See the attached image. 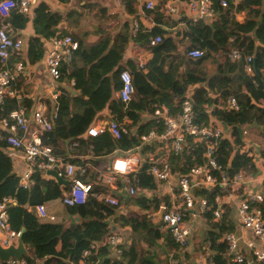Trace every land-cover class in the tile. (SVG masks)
Masks as SVG:
<instances>
[{
  "label": "trees",
  "instance_id": "16d2710c",
  "mask_svg": "<svg viewBox=\"0 0 264 264\" xmlns=\"http://www.w3.org/2000/svg\"><path fill=\"white\" fill-rule=\"evenodd\" d=\"M71 0H57L60 4H68ZM80 4L83 0H76ZM90 3L84 1L82 8H87ZM125 13L133 14L136 2L122 0ZM159 7L154 11L146 12L153 27L150 31H144L139 36L138 43L145 49V41L148 36L168 34L162 29H172L180 23H184V31L180 40H174V36L163 37L162 42L152 48V57L147 65V72L138 69L134 60L123 62L124 52L130 39L127 22L125 30L112 39H100L98 45L87 47L77 36H71L68 29L58 26L71 19L73 15L80 16L76 10L67 14L51 12L45 3H40L33 8L30 15L13 10L8 18H0V28L7 26L12 30V37L18 38V33L26 28L28 23L32 24L33 36L27 40V59L34 64L43 57V41L57 35H69L78 43L69 65L67 80H73L75 95L60 96L58 103V119L49 131L41 135L43 145L49 146L55 155L65 152V143L77 141L80 143V153H86V146L91 144L96 155L105 157L115 150L126 152L136 145L139 140L137 136L148 132L153 128V122H146L143 114L151 115L154 105H166L172 113L176 114L178 109L176 102L180 101L189 87L198 86L194 94L196 106V120L207 124L211 117L232 128L231 135L235 137L234 144H240V129L247 127L245 137L257 142L260 148L258 155L264 158V109L260 102L264 100V0H239L237 10L245 14L244 21L237 24L236 19L229 10H222L215 3L216 19L210 26L203 21H186L184 18L171 20L159 12ZM113 19L114 16H106ZM14 34V35H13ZM11 35V34H10ZM178 35V33H177ZM233 37L235 47L241 48L246 55H253L252 72L250 79L242 72V62L228 60L230 51V38ZM187 41L186 50H205L204 56L198 59L188 58L185 54L177 58L172 55L178 54L180 41ZM10 60H14L11 58ZM212 60L217 65L216 73L207 75L203 70L205 63ZM123 70L129 72L134 89V99L128 104L127 110L123 112L122 104L113 98V93L119 89V73ZM256 83L253 86L252 81ZM23 83V76L18 75L11 83L10 88L19 92ZM232 87V89H231ZM229 95H234L240 105V112L232 115L226 112L214 111L212 116H207L204 105L218 104L225 101ZM26 106L28 104L24 101ZM15 108V102L8 100L4 110L0 113L7 114ZM110 114L114 119H121L124 115L133 120L132 128L135 129L130 138L123 136L115 140L107 132L90 139L85 136L86 130L97 118V116ZM187 145L191 140L186 139ZM7 145L0 140V198L10 197L15 199L16 206L8 209V223L12 231L24 232L21 236L22 244L26 250L24 258L28 264H73L80 259L81 253L92 242L99 241L111 231V226L101 214V209L113 214L109 207H102L95 198L88 197L81 205L72 207L63 206L61 203L66 186L57 184L53 180H45L36 173L33 175L35 184L32 188L24 190L19 187L18 177L13 172L12 161L5 153ZM153 152L155 148H145ZM204 150L202 144H198L193 151V157L179 155L174 157L170 152H160L169 160L173 171L179 170L185 173V165L201 162V154ZM232 145L229 140H223L216 149L219 166L227 170L230 177L234 173L243 171L247 175L256 174V166L252 158L235 153L232 155ZM95 165L98 162L92 161ZM180 164L182 165L180 167ZM147 165L140 168L135 176L137 187L155 189V184L150 176L146 174ZM130 179L133 180L132 176ZM94 191L105 192V188H99L95 180H91ZM219 189H199L195 191L196 197H203L208 202L205 214L207 232L204 242H210L208 264H234L230 262L227 245L216 243V240L227 232L235 229V213L226 206L225 213L220 221H214L211 212L215 209L214 196ZM262 192L264 194V179L262 181ZM118 201L122 202L119 197ZM133 199L135 206L141 211L131 212L128 215L113 216L112 223L120 228L128 227L131 231L130 248L123 249L119 259L113 262L109 259L110 252L101 249L99 255H105L101 264H155L153 259L145 255L149 250L158 248V241L162 240L164 251L173 250L178 252L179 246L170 238L169 234L162 233L158 227L153 226L149 215H155L159 205L167 202V198L159 199L156 196L146 199L136 195ZM44 204L46 207H54L61 204L64 208V221L71 219L66 225L63 220L49 222L40 220L33 212V207ZM47 207V208H48ZM102 207V208H101ZM115 213V212H114ZM55 215V214H54ZM59 216L58 214H56ZM55 215V216H56ZM56 216V217H57ZM147 248V249H146ZM149 249V250H148ZM173 254L174 261L171 264H181L177 255ZM170 264V263H169ZM247 264V263H244Z\"/></svg>",
  "mask_w": 264,
  "mask_h": 264
},
{
  "label": "built area",
  "instance_id": "2783aa9c",
  "mask_svg": "<svg viewBox=\"0 0 264 264\" xmlns=\"http://www.w3.org/2000/svg\"><path fill=\"white\" fill-rule=\"evenodd\" d=\"M57 2V0H51ZM142 12L154 11V0H135ZM39 0H0V18H8L11 11L30 15ZM239 0H167L159 6V12L164 16L186 21H203L211 25L216 19L215 3L222 10H229L237 24L244 21L245 14L237 10ZM9 27L0 28V113L3 112L8 100L15 102V108L0 117V140L7 148L18 152L19 159L23 163L24 170L18 177L19 187L27 190L35 184L33 175L38 173L45 180L55 178L48 172H55L56 176L67 182L66 192L61 203L63 206L72 207L83 204L88 197L95 198L102 207H109L113 214L101 209L106 222L110 224L113 216L121 214L119 196L133 197L141 195L146 199L158 195L159 188H166L164 193L167 202L159 205L156 217L160 232L167 229L173 241L180 247L188 243L189 230L185 226L187 219H197L204 215L208 209V202L203 197H196L195 191L199 189L213 190L218 188L219 194L214 196L215 209L211 212L214 221H220L225 213L226 206L233 208L237 217V227L240 232H249L251 238L246 239L242 233H223L216 243H225L229 253L230 262L234 264H264V194L253 187L256 179L254 175H247L243 171L227 175V170L218 164L215 155L220 143L227 139L232 145V155L238 153L256 160L257 152L252 142L245 137L248 126L240 129V144H234L235 137L231 135L232 128L220 123L211 117L214 111L236 114L240 112V105L234 95H229L225 101L210 106L204 105V111L211 119L207 124L196 120L195 103L188 92L175 107L177 113H172L166 105H154L153 113L149 116L143 114L146 122H153V128L139 136L138 145L132 149L121 152L115 150L103 164H94L102 158L95 154L93 146L88 144L86 153L81 154L80 143L69 141L65 143V152L55 155L53 150L41 141L44 131H49L58 119V103L60 96L69 95L66 86L73 89L74 81L67 80L69 65L78 43L69 35H57L50 38L51 50L45 55L44 62L53 88L48 93V99H39L33 108L28 111L23 97L10 88L11 83L18 75H22L25 69L24 42L20 38L10 35ZM142 29L138 21H133L130 29V37L133 42L132 52L136 59V65L143 73L147 72V65L152 56L151 50L162 42L163 36H148L145 41L146 49L142 51L139 46V36ZM230 62H242V72L248 78L253 77V55H246L241 48L235 47L234 38H230ZM178 47V53L185 54L188 58L198 59L204 56L205 50L191 49L182 51ZM14 58L13 61L10 59ZM264 77V69L262 71ZM120 87L113 93V98L122 104L123 112L134 99V89L131 76L128 71L119 73ZM67 84V85H65ZM254 87L256 83L252 81ZM264 109V100L260 102ZM133 120L124 115L121 119H114L110 114L97 116L86 130L85 136L94 139L105 132L115 140L123 136L130 138L135 131ZM227 133L229 138L226 137ZM190 138L191 145H187L186 139ZM198 144H202L204 150L201 154V162L185 165L186 172L173 171L169 160L160 152H170L174 157L186 155L193 157L192 153ZM253 146V147H252ZM155 148L153 152L145 148ZM255 164V163H254ZM147 165L146 174L155 184V189L139 188L136 185L135 176L140 168ZM182 165L180 164V167ZM256 166V165H255ZM132 176L133 180L130 179ZM91 180L99 184V188H105V192L94 191ZM163 184V187H160ZM163 198L164 196H159ZM157 198V197H156ZM16 206V201L10 197L0 198V247L7 249L15 247L19 233L12 231L8 223V209ZM101 207V208H102ZM33 212L40 220L55 222L57 217L48 211L44 204L33 207ZM115 212V213H114ZM242 243V244H240ZM205 248H210L207 241ZM101 249H107L112 253L111 262L119 259L124 249V241L119 233L110 231L99 241L92 242L81 253L80 259L73 264H98L101 261L99 255ZM247 250V253L245 252ZM248 254L251 258H246ZM103 262V260L101 261ZM100 262V263H101ZM0 264H28L23 257L10 258L1 261Z\"/></svg>",
  "mask_w": 264,
  "mask_h": 264
},
{
  "label": "crops",
  "instance_id": "0c3cea01",
  "mask_svg": "<svg viewBox=\"0 0 264 264\" xmlns=\"http://www.w3.org/2000/svg\"><path fill=\"white\" fill-rule=\"evenodd\" d=\"M72 1L73 0H71L70 3H68V4H60L58 2H52L51 0H39L38 4L45 3L49 7L51 12H57L59 14L64 15L70 11V10H68V8L70 7ZM84 1L86 3H88L87 0H83V2H81L79 4L80 7H78V8L86 10V9L82 8V6L84 5ZM132 1H135V0H132ZM165 1H167V0H154V3L157 5L156 8H158ZM89 3H90V5H92V7L96 5V6L107 8V13L104 12V10L102 11V13H105L104 15H106V16H113V15H115V13H121L123 16H125V18L127 20L129 37H130V29H131V25H132L133 21L139 22L140 27L142 29V32L150 31L153 27V24L150 21V18L146 15V12L145 13L142 12V10L140 9V6H139V4H137V2L135 5V10H134L133 14H128V13L124 12L122 0H90ZM121 7H122V9H121ZM80 9L73 8V10L78 11L80 16L82 15V17H83L84 13L80 12L79 11ZM70 20L71 19L68 18L66 21L64 20L63 22H61V24L58 26V32L61 29H67L66 25L68 26V24L70 23ZM184 26H185L184 23H180L177 27L172 28V29H167L166 27H162V29L168 33V34H164L163 37H170V36L173 37L175 32L177 30H179L180 28H184ZM207 26H210V25H207ZM8 30H9V33L12 35V30L9 28H8ZM33 33L34 32H33L31 23H28L26 28L18 33V36H19L18 38L23 40L24 49H25V54L23 55L24 64H25V69H24V72L22 73L23 83L19 87L18 93L23 97L24 101H26V103L28 104V106H27L28 111L34 107L37 100L43 99V98L48 99V97H49L48 93L53 89V88H51L52 87L51 80L48 76L46 66H45V62H44L45 55L51 50V44L49 43L50 38L48 40L43 41V57L40 61L32 64L27 59V56H26L27 40L31 36H33ZM173 39L177 40V38L175 36ZM96 40L97 39H95L94 41H96ZM132 45H133V42H132L131 37H130V39L128 41V45H127L126 50L124 52V56H123V62L124 63L127 60H134V62H136V59H135L136 55H134L132 52ZM139 46L141 47V49H143L142 51L145 50V48L142 45L139 44ZM179 55H181V54H179ZM11 61H13V60H11ZM49 80H50V83L48 84ZM65 85H67V84H65ZM198 88H199L198 86L189 87L187 90L188 95H190L193 98V96L196 93V91L198 90ZM66 90L68 91L69 95H75L76 94V92L72 88H70V86H66ZM226 137L229 138L228 133H227ZM249 141L252 142V145L255 146V150L257 152V154H255L256 160L254 161V163L256 165V174L254 175L256 182L254 183L253 187H255L257 190L262 191V181L264 179V164H263L264 161H262V164H261L260 159H259L260 155H258V153L260 151L258 143L254 142L252 140H249ZM5 153L10 157V159L12 161L13 172L16 175H18V174L20 175L24 170V166H23V163L21 162V160L19 159L18 152H16L15 150H13L11 148L10 149L6 148ZM159 189L161 190V192L163 191L164 193L167 191L166 188H159ZM122 195H123L122 197L119 196V198L121 200H124L125 198L126 199L131 198V197L124 196V194H122ZM165 197H167V196H165ZM165 197H163V198H165ZM120 204L122 205L121 201H120ZM230 209H231V211H234L233 208H230ZM234 213H235V211H234ZM155 216L156 215H149V219H151L152 223L157 222V219ZM195 220L196 219H194V220L188 219V221H186L185 226L189 230L188 243L186 244V246L184 247L185 249L182 252H179L178 254L175 253L174 255H177L179 257V259H182V257L187 258L186 260L187 261L189 260V263L208 264L206 259L210 254V252H209L210 250L208 248H205L206 242L202 243L199 247L196 246L198 248V250L199 249L202 250V251H197V252H199L201 254V256L204 257V259H201L200 261H198L195 257V255L196 254L198 255V253L196 251L194 252V247H193V244L191 243L193 235L195 234V231H196L195 225H193V223H195ZM70 221H71V219L68 218V220L65 221L66 225H69ZM236 223H237V217L235 214V229H234V231H232V233L233 232H235L236 234L242 233L246 239H250L251 236H250L249 232H243V231L240 232V228L237 227ZM110 226H111L110 229L112 232L119 233L122 236L123 241H124V249H129L131 246L130 245V241H131L130 229L128 227L120 228L117 225H115L114 223H112V221L110 222ZM206 232H207V229H206ZM162 234H163L162 235V237H163L165 235V233L162 232ZM157 244L159 247L156 248V250L160 251L163 255L169 254V253H167V251L166 252L164 251V248H162L163 245L161 243V240L158 241ZM240 244H242V243H240ZM156 250H154V251L149 250V253H147L145 255V257L150 258L152 253H156V258L153 259V261L155 262V260H157V257H158V252ZM245 252L247 253V250H245ZM170 255H172V254H170ZM100 256H101L100 259L102 261L105 258V255H100ZM111 256L113 258V255L110 252L109 259H111ZM246 258L249 260V258H251V257L248 254H246ZM100 262L98 264L102 263V262L101 263ZM172 262L173 261H170V262L168 261L167 264H169V263L171 264ZM180 263H181V261H180Z\"/></svg>",
  "mask_w": 264,
  "mask_h": 264
},
{
  "label": "rangeland",
  "instance_id": "374dc122",
  "mask_svg": "<svg viewBox=\"0 0 264 264\" xmlns=\"http://www.w3.org/2000/svg\"><path fill=\"white\" fill-rule=\"evenodd\" d=\"M77 2L78 1L73 0L70 7L68 8V10L72 11L73 8L80 9V8H78L80 6ZM87 2L89 3L90 0H87ZM85 9L86 10H83V9L79 10L80 12L84 13L83 17H82V15L78 16V17L76 15H73L68 26L66 25L68 31L70 32L69 34L71 36H77L78 38H80L83 41L85 46L90 47L91 45H93V46L98 45V43H99L98 40L103 39V38L112 39L117 34L124 32L125 24H126L127 20H126L125 16H123L121 13H115V15H113L114 18L109 19V18H106V15H104L105 13H102L103 10H104V12L107 13V8H105V7H100V6H96V5L92 7V5L89 4V6ZM121 9H122V7H121ZM183 31H184V28H180L179 30L176 31V36H177L176 38L178 40L181 39V35H182ZM177 33H178V35H177ZM95 39H97V40L94 41ZM179 46H180V48H182V51L185 53L186 47H187V41L186 40L180 41ZM203 70L206 72L207 75H213L214 73H216L217 65L212 60H208L207 63H205ZM49 83H50V80L48 81V84ZM231 89H232V87H231ZM259 159H260V162L262 164V161H264V158L261 156ZM107 160H108V158L102 157L97 164H103ZM160 187H163V184H160ZM159 196L165 197L163 191L159 192ZM159 196L156 195L157 198L161 199ZM121 206L122 207H121L120 211L123 213H121L120 215H124V214L128 215L131 212H139V213L141 212L135 206L133 199L131 200V199L125 198L122 201ZM47 209H48V211L53 212L55 215L56 214L59 215V216L56 215L58 221L64 219V217H63L64 208L61 204H57L54 207L53 206L48 207ZM186 221H188V219ZM152 224H153V226L158 227L157 222L156 223L153 222ZM193 225H195V228H196L195 234L193 235L192 242H191L193 244V247H194V252L195 251L196 252L202 251L200 249L198 250L197 247H199L202 243H204V237H205V233H206V229H207V223L205 221V217L203 215H200L195 220V223H193ZM158 229H159V227H158ZM162 231H164L163 233H166V234L168 233L170 238L172 239V237H171V235L167 229L162 228ZM172 241H173V239H172ZM161 243H163L162 240H161ZM184 249H185L184 247L179 246V248H178L179 251L176 253L178 254L179 252H182ZM156 251L158 252L157 260H155L156 264H167L168 261L169 262L174 261V258H172L173 254H174L173 250L168 251V253H169L168 255L167 254L163 255L160 251H158V250H156ZM197 253H198V255L196 254L195 257L198 261H200L201 259H204V257H202L199 252H197ZM170 254H172V255H170ZM186 259L187 258L182 257V259H180L181 264H193V263H189V260L187 261ZM194 264H196V263H194Z\"/></svg>",
  "mask_w": 264,
  "mask_h": 264
},
{
  "label": "water",
  "instance_id": "95a60500",
  "mask_svg": "<svg viewBox=\"0 0 264 264\" xmlns=\"http://www.w3.org/2000/svg\"><path fill=\"white\" fill-rule=\"evenodd\" d=\"M173 57H179L180 55L179 54H174L172 55ZM49 175L53 176L57 182V184L59 185H62V186H66L67 185V182L58 178L55 174V172H48ZM156 217H160V214H156ZM24 232V229H22L20 232H19V238H18V242H17V245L15 247L11 246L7 249H2L0 247V260L1 261H6L10 258H14V259H20L21 257L25 256L26 255V250L22 244V241H21V236H22V233Z\"/></svg>",
  "mask_w": 264,
  "mask_h": 264
}]
</instances>
